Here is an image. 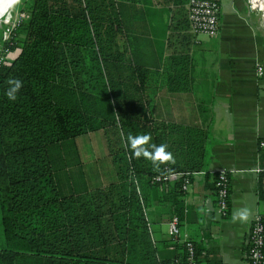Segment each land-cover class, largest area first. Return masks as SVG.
Returning <instances> with one entry per match:
<instances>
[{
	"label": "trees",
	"instance_id": "16d2710c",
	"mask_svg": "<svg viewBox=\"0 0 264 264\" xmlns=\"http://www.w3.org/2000/svg\"><path fill=\"white\" fill-rule=\"evenodd\" d=\"M22 2L28 17L0 54V263L160 264L145 208L165 199L180 215L183 193L179 179L165 185L152 176L205 167L206 131L153 118L148 70L116 42L109 0ZM12 78L23 83L14 102L5 95ZM97 129L116 177L79 188L75 137ZM144 133L167 144L176 164L157 171L134 158L127 136ZM187 238L201 264L202 248ZM181 242L173 258L184 264Z\"/></svg>",
	"mask_w": 264,
	"mask_h": 264
},
{
	"label": "crops",
	"instance_id": "0c3cea01",
	"mask_svg": "<svg viewBox=\"0 0 264 264\" xmlns=\"http://www.w3.org/2000/svg\"><path fill=\"white\" fill-rule=\"evenodd\" d=\"M109 2L116 42L148 70L146 90L153 118L199 126L207 133V163L198 169L204 172L192 173L188 189L182 191L179 235L172 239L168 234V221L177 214L168 200L145 208L160 264H176L173 257L182 252L183 237L202 248L201 264H249L243 254L244 234L256 214L264 215V196H259L264 190V182L259 181L260 173L264 175L263 17L249 9L247 0H220L219 30L211 38L190 32L189 0ZM173 82L181 87H173ZM75 146L77 165H84L76 140ZM111 164L115 173L112 159ZM222 167L230 175L225 216L217 212L214 188V171ZM85 173L76 172L79 188L104 185L116 177L90 180ZM243 209L249 211L248 220H233Z\"/></svg>",
	"mask_w": 264,
	"mask_h": 264
},
{
	"label": "built area",
	"instance_id": "2783aa9c",
	"mask_svg": "<svg viewBox=\"0 0 264 264\" xmlns=\"http://www.w3.org/2000/svg\"><path fill=\"white\" fill-rule=\"evenodd\" d=\"M255 4V7H253ZM249 9L260 12L264 19V1L247 0ZM220 0H189L187 5V18L189 30L193 34L203 33L208 36H215L219 30ZM257 71L262 73V67L258 66ZM264 145V141L260 142ZM203 170H166L152 176L155 181L167 182L173 179L180 180L181 191H186L191 182V175ZM214 188L216 194V208L221 216H225L228 208V194L230 175L227 168H219L214 171ZM180 218L178 214H172L168 221V234L176 238L179 235ZM185 247L184 264H197L196 249L191 240L182 238ZM243 254L249 264H264V223L260 214H256L249 223L244 234ZM176 264H182L180 259H175Z\"/></svg>",
	"mask_w": 264,
	"mask_h": 264
},
{
	"label": "rangeland",
	"instance_id": "374dc122",
	"mask_svg": "<svg viewBox=\"0 0 264 264\" xmlns=\"http://www.w3.org/2000/svg\"><path fill=\"white\" fill-rule=\"evenodd\" d=\"M25 2L11 6L7 11L0 13V54L3 52V41L9 38L12 29L20 20L28 17V13L23 10ZM23 7V8H22ZM203 34V33H200ZM206 35V34H205ZM208 36V35H207ZM215 37V36H209ZM14 51H6L5 57H10ZM82 155L84 165L76 166L73 169L85 171L86 176L91 179L111 180L115 173L112 168L111 158L108 155L105 137L100 130L91 131L78 135L76 138ZM1 226V225H0Z\"/></svg>",
	"mask_w": 264,
	"mask_h": 264
},
{
	"label": "clouds",
	"instance_id": "9594fccd",
	"mask_svg": "<svg viewBox=\"0 0 264 264\" xmlns=\"http://www.w3.org/2000/svg\"><path fill=\"white\" fill-rule=\"evenodd\" d=\"M21 0H8L9 6L19 4ZM255 7V4H253ZM9 85L5 95L11 101H16L18 93L23 87V83L18 78H12L7 81ZM152 136L150 133L127 136L126 146L130 148L132 155L136 159L144 158L150 161L155 170L160 171L161 165H175L176 158L174 154L168 150V145L161 143L159 145L152 143ZM249 218V211L243 209L234 214L233 220L240 219L247 221Z\"/></svg>",
	"mask_w": 264,
	"mask_h": 264
},
{
	"label": "bare ground",
	"instance_id": "6f19581e",
	"mask_svg": "<svg viewBox=\"0 0 264 264\" xmlns=\"http://www.w3.org/2000/svg\"><path fill=\"white\" fill-rule=\"evenodd\" d=\"M264 1V0H263ZM11 6L8 4V0H0V13L4 10H8Z\"/></svg>",
	"mask_w": 264,
	"mask_h": 264
}]
</instances>
